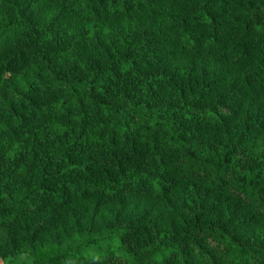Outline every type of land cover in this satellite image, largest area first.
I'll return each mask as SVG.
<instances>
[{
  "label": "trees",
  "instance_id": "16d2710c",
  "mask_svg": "<svg viewBox=\"0 0 264 264\" xmlns=\"http://www.w3.org/2000/svg\"><path fill=\"white\" fill-rule=\"evenodd\" d=\"M264 264V0H0V259Z\"/></svg>",
  "mask_w": 264,
  "mask_h": 264
},
{
  "label": "rangeland",
  "instance_id": "374dc122",
  "mask_svg": "<svg viewBox=\"0 0 264 264\" xmlns=\"http://www.w3.org/2000/svg\"><path fill=\"white\" fill-rule=\"evenodd\" d=\"M28 258L27 257H21L18 261H14V260H6L3 261L0 259V264H23L24 262H27Z\"/></svg>",
  "mask_w": 264,
  "mask_h": 264
}]
</instances>
